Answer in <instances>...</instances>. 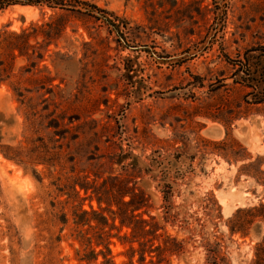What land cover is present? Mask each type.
<instances>
[{
  "label": "rangeland",
  "instance_id": "374dc122",
  "mask_svg": "<svg viewBox=\"0 0 264 264\" xmlns=\"http://www.w3.org/2000/svg\"><path fill=\"white\" fill-rule=\"evenodd\" d=\"M84 1L125 40L80 14L0 11V32L65 23L0 79V146L45 156L0 152V264H104L100 236L113 264H253L263 225L230 220L264 203V104L224 56L264 46V0Z\"/></svg>",
  "mask_w": 264,
  "mask_h": 264
},
{
  "label": "trees",
  "instance_id": "16d2710c",
  "mask_svg": "<svg viewBox=\"0 0 264 264\" xmlns=\"http://www.w3.org/2000/svg\"><path fill=\"white\" fill-rule=\"evenodd\" d=\"M12 6H36V7H46L51 10H59L61 12H68L72 14L84 15L88 18L94 19L95 21H101L107 27H113L116 30L118 38L125 40V34L121 30V25H117L111 19V15L99 8L94 4L89 3L84 0H0V11L6 10ZM226 8V6H225ZM225 12V11H224ZM65 23H63L62 17L60 16L54 21H50L42 24L36 29H33V33L23 30L20 33H8L0 32V79H8L13 71V65L16 58H26L28 61L37 54L36 58L41 60L43 55L36 52L35 46L30 44V38L36 37L37 35H42L43 41H52L56 39L64 29ZM124 29V28H123ZM118 39V41H119ZM224 60L233 65L235 71L232 74L236 79L234 84H240L249 88V92L245 97H250L249 100H245L247 107L258 106L264 104V46L252 48L244 52L243 56H238L237 60H231L229 56L225 54ZM2 81V80H0ZM251 109H247L249 111ZM235 113V110H231ZM238 112V111H236ZM1 139V137H0ZM1 154L12 161H16L25 165H32L36 161L44 159L43 154L32 157L25 155L23 151L18 150V148H13L11 146H0ZM51 178H55L53 175ZM60 181V179H56ZM99 195V193H98ZM98 202L102 201L101 197L97 198ZM127 206H131V202L126 203ZM133 209L131 211V218H135ZM259 221L264 228V203H260L257 206L248 209H239L233 215L230 220V232L234 233H244L247 228L251 226L254 222ZM143 224L145 222H142ZM124 224V221H121ZM130 225V224H129ZM147 225L142 228L145 229ZM133 233L135 234L137 228L133 227ZM157 231V230H155ZM100 236L98 238L97 247L103 245V250H99L93 258L97 260L98 256L101 255L104 259V264L112 263L111 259L108 258L110 254L109 242L104 243V240ZM168 250V248H165ZM113 264V263H112ZM132 264V263H130ZM253 264H264V230L261 240L255 246V259Z\"/></svg>",
  "mask_w": 264,
  "mask_h": 264
},
{
  "label": "bare ground",
  "instance_id": "6f19581e",
  "mask_svg": "<svg viewBox=\"0 0 264 264\" xmlns=\"http://www.w3.org/2000/svg\"><path fill=\"white\" fill-rule=\"evenodd\" d=\"M23 11H29L31 10V7H19ZM33 10V9H32Z\"/></svg>",
  "mask_w": 264,
  "mask_h": 264
}]
</instances>
